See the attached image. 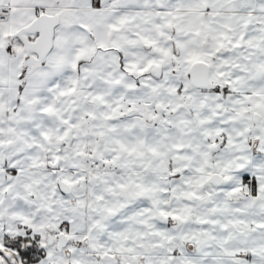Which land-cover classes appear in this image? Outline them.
<instances>
[{"label":"snow or ice","instance_id":"obj_1","mask_svg":"<svg viewBox=\"0 0 264 264\" xmlns=\"http://www.w3.org/2000/svg\"><path fill=\"white\" fill-rule=\"evenodd\" d=\"M0 264H264V0H0Z\"/></svg>","mask_w":264,"mask_h":264}]
</instances>
